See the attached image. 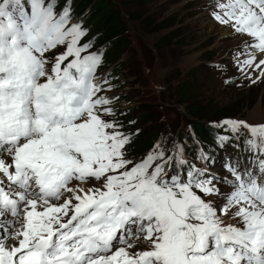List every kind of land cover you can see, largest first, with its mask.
Wrapping results in <instances>:
<instances>
[{"label": "snow or ice", "instance_id": "6c2138e0", "mask_svg": "<svg viewBox=\"0 0 264 264\" xmlns=\"http://www.w3.org/2000/svg\"><path fill=\"white\" fill-rule=\"evenodd\" d=\"M58 3L0 0V264H264V124L217 122V146L243 137L251 166L213 171L201 149L198 167L166 137L130 159L101 55L79 44L87 29ZM207 8L254 40L235 65L255 82L264 0Z\"/></svg>", "mask_w": 264, "mask_h": 264}, {"label": "rangeland", "instance_id": "374dc122", "mask_svg": "<svg viewBox=\"0 0 264 264\" xmlns=\"http://www.w3.org/2000/svg\"><path fill=\"white\" fill-rule=\"evenodd\" d=\"M113 2L130 43L120 60L110 68L120 67V74L116 76L123 79L119 81L123 87L117 89L116 94L124 92L122 96L126 100L120 104L122 108H131L136 116L140 108L146 110L154 119L149 125L162 133L161 139L166 137L169 144L176 139L184 149L181 139L189 135L191 122L196 120L190 117L184 104L175 102L179 99L174 91L179 84L190 81L194 85L193 102L203 109L209 107L217 116H234L230 119L253 125L264 124V75L256 79L258 71L253 72L255 82H251L241 76L235 65L237 59L244 58L245 39L248 43L254 40L242 38L226 26L211 21L207 8L210 0ZM85 39L86 35L79 42ZM64 50L65 46H57L51 51ZM116 118L125 121L123 114L117 113ZM137 128H145V125ZM134 149L133 141L131 156L151 150V145L136 155L132 154ZM187 160L191 159L187 157ZM195 164L202 166L197 161ZM212 170L223 172L218 166ZM230 213L231 210L223 218L234 222Z\"/></svg>", "mask_w": 264, "mask_h": 264}, {"label": "trees", "instance_id": "16d2710c", "mask_svg": "<svg viewBox=\"0 0 264 264\" xmlns=\"http://www.w3.org/2000/svg\"><path fill=\"white\" fill-rule=\"evenodd\" d=\"M66 3L71 6L73 19L82 21V27L87 29V37L84 42L91 43L90 49L92 51H100L104 66H114L129 48L130 43L125 37V29L119 17V10L114 5L113 0H59L56 10L59 11ZM119 70L120 67H116L113 69V74ZM193 91L194 85L190 81L179 84L174 91V96L179 99L175 102L178 105L184 104L187 107V113L196 120L191 122L192 134L184 137L186 153L192 156L197 155L200 148L205 150L212 145H217L216 136L222 134L221 127L218 126L217 122L234 117L229 115L217 116L211 112L209 107L203 109L198 103L193 102ZM140 110V114L136 112L139 114L138 117L124 118L126 121L122 123L126 130L133 132L132 139L136 148L132 151L133 155L147 149L158 136V130L154 125H149L151 121H154L151 114L142 108ZM129 121L134 123L129 124ZM145 124L149 127L139 129L138 133L135 132V129H138L137 126ZM148 135H150L149 138Z\"/></svg>", "mask_w": 264, "mask_h": 264}, {"label": "bare ground", "instance_id": "6f19581e", "mask_svg": "<svg viewBox=\"0 0 264 264\" xmlns=\"http://www.w3.org/2000/svg\"><path fill=\"white\" fill-rule=\"evenodd\" d=\"M224 33H226V30L224 31Z\"/></svg>", "mask_w": 264, "mask_h": 264}]
</instances>
